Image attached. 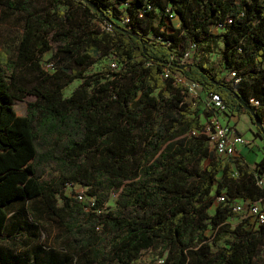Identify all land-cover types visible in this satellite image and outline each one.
<instances>
[{
  "label": "trees",
  "instance_id": "16d2710c",
  "mask_svg": "<svg viewBox=\"0 0 264 264\" xmlns=\"http://www.w3.org/2000/svg\"><path fill=\"white\" fill-rule=\"evenodd\" d=\"M0 6L23 15L15 48H0V241L10 246L31 228L25 245L44 214L58 217L70 240L66 248L36 245L29 261L12 247L0 249V264L6 254L11 264H136L150 248L159 251L155 264H264V223L214 203L224 193L264 205V186L254 178L255 171L264 175V154L253 167L241 155H213L200 119L215 92L229 116L246 114L255 124L238 96L257 114L264 140V0H0ZM155 8L162 13L156 25ZM170 16L178 27L167 26ZM217 37L223 45L214 65L197 61L195 52L183 57L191 44L216 46ZM54 43L60 45L47 71L40 59ZM104 56L118 61V70L108 63L96 77L85 76ZM225 71L233 76L225 79ZM176 73L200 85L195 104ZM75 79L82 82L64 97ZM28 95L34 99L26 113L16 114L14 100ZM67 183L88 188L93 205L65 193ZM111 196L116 209L106 205ZM235 217L241 219L232 224Z\"/></svg>",
  "mask_w": 264,
  "mask_h": 264
},
{
  "label": "rangeland",
  "instance_id": "374dc122",
  "mask_svg": "<svg viewBox=\"0 0 264 264\" xmlns=\"http://www.w3.org/2000/svg\"><path fill=\"white\" fill-rule=\"evenodd\" d=\"M124 9V6H121L120 9ZM122 16H125L123 13ZM162 17V13L158 10V8L154 9L153 13V23L156 25L160 22ZM116 23H121L120 20L114 19ZM165 21L167 23V26H173V27H178L179 26V19L176 16H170L169 18H165ZM23 25V15L21 13H14L8 10H4L3 7L0 6V48H15L20 33ZM213 33L215 35H218L219 30L214 28L212 29ZM217 45L216 46H209L208 48L204 46L203 44H198L195 46L193 49H191V54L195 52L197 54L196 60L202 63H207L209 65H214L217 60L219 59L220 56V50L222 48V41L221 37H217ZM60 43H54L52 44V48L45 52L41 56V65L42 67L48 71L47 67L50 63H53L56 59L54 58V53ZM112 60L111 56H104L99 59H97L94 63L90 64L88 67L85 69V76L88 77H96L97 75L103 73L105 67L110 63ZM262 67L264 68V63L262 64ZM223 76L225 79H230L233 76L232 72L225 71L223 73ZM82 82V79H75L71 83H69L63 90V96L68 97L73 89L78 86ZM34 98L30 95L26 96L23 100H14V110L16 114L18 115H24L26 113V107H27V102L33 100ZM205 114L202 115L200 114V119L201 121L205 120ZM222 121H224L223 115L220 117ZM232 124H234V120L231 121ZM237 128L244 133L246 136H252L250 133V128L251 124L246 122L242 117H239L238 122H237ZM255 132L254 136L257 138L259 130L257 126L254 124L253 125ZM264 142V140H263ZM260 148L256 149L254 152H247V157L250 159L253 158L254 154H257V157H259L262 152H263V147H262V142L260 144V141L257 142ZM264 145V144H263ZM245 146H249V149L252 150L253 147V141L248 140L247 144ZM207 162V159H203L201 162V165L204 166ZM246 162V161H245ZM249 164V163H248ZM255 163L249 164V166L253 167L255 166ZM264 178V175H262ZM88 188H85V186H82L81 184L77 185L73 192H85L87 191ZM65 193L72 194V192L69 190V188H66ZM261 203V202H260ZM63 204L61 199L57 200V205L61 206ZM18 205V204H17ZM109 209H116V203H115V198L114 196H111L106 203ZM210 212L214 211V205H212L209 209ZM26 219H30L28 215H25ZM242 216V215H241ZM241 217H235L229 219V221L232 224H236L239 222ZM40 222V230H36V237L33 238V240L27 241V243L24 245L25 237H27V232L31 228H28L27 231H21L20 235H17V239L14 244L8 245V242H2L0 241V249L1 252L4 254L7 251V247H12L13 251H16L15 255H19L22 257H26L27 261L30 260V251L32 248H34L36 245L42 243L45 247L51 246V247H56V248H66L69 239L66 238L65 235V228L60 225V219L58 217H50L47 214H44L42 218L39 220ZM21 225H24V223H21ZM41 232V233H40ZM19 234V233H18ZM14 255V254H13ZM7 259L5 260V264H11L13 263L9 256L6 254ZM161 258L159 257V251L158 249H147L144 250L140 256L139 261L136 264H155L159 262Z\"/></svg>",
  "mask_w": 264,
  "mask_h": 264
},
{
  "label": "built area",
  "instance_id": "2783aa9c",
  "mask_svg": "<svg viewBox=\"0 0 264 264\" xmlns=\"http://www.w3.org/2000/svg\"><path fill=\"white\" fill-rule=\"evenodd\" d=\"M103 29H110V26L106 22L100 23ZM214 28H221V24L215 25ZM195 47L194 44L190 45V49L186 52H183V57H191V49ZM113 70H118L119 62L112 59L109 63ZM50 70H53L52 63L47 67ZM168 70H165L162 73L163 77H167ZM239 79H236L238 81ZM175 81L182 83L186 88L187 98L189 100H194L193 104L196 103V100L200 97V85L194 81L186 80L181 74H175ZM251 103L254 105L258 104L257 100L251 99ZM204 107L206 108L208 115L204 121V130L209 136V144L212 150L213 155L218 157H233L237 158L239 153V148L245 146L247 140L245 137L237 132L235 125L230 124L229 122L222 121L220 117L222 114H227V107L223 103L219 94L215 92H210L206 98ZM193 133H195L193 131ZM236 175L237 172L235 171ZM254 178L256 184L260 187L264 186V180L258 172H254ZM77 185L73 186L71 183H67L69 190H74ZM76 197L83 202H90V205L94 203V197L88 196L85 192L75 193ZM225 202L229 204L232 211L241 214L243 217H248L252 220L255 225H261L264 223V205L260 202H251V201H233L228 200L224 193L217 194L215 196L214 203ZM89 209V208H87Z\"/></svg>",
  "mask_w": 264,
  "mask_h": 264
},
{
  "label": "crops",
  "instance_id": "0c3cea01",
  "mask_svg": "<svg viewBox=\"0 0 264 264\" xmlns=\"http://www.w3.org/2000/svg\"><path fill=\"white\" fill-rule=\"evenodd\" d=\"M223 115V117H224V121L225 122H229L230 124H232L231 123V121L232 120H234V124H232V125H235V127H236V129H237V132L239 133V134H241V135H243L244 137H245V139L248 141V140H250V141H253V147H252V150H250L249 149V146H242V147H240L239 148V153H240V155L245 159V161L247 162V163H249V164H251L252 162L253 163H255V162H257L262 156H263V154H264V142H263V140L260 138V137H255L254 136V132H255V129H254V127H253V123L251 122V120H250V118H249V116L248 115H246V114H239V115H233V116H229V115H225V114H222ZM239 117H242L246 122H248L249 124H251V126H249V128H250V133H251V137L250 136H246L244 133H242L238 128H237V122H238V119H239ZM258 141H260V144H261V142H262V147H263V152H262V154L259 156V157H257V154H254V156H253V158H249V157H247V152H254L256 149H258V148H260V146L258 145Z\"/></svg>",
  "mask_w": 264,
  "mask_h": 264
},
{
  "label": "water",
  "instance_id": "95a60500",
  "mask_svg": "<svg viewBox=\"0 0 264 264\" xmlns=\"http://www.w3.org/2000/svg\"><path fill=\"white\" fill-rule=\"evenodd\" d=\"M237 100L238 102L242 105V107H244L248 113L251 115V118L253 120V122L255 123V125L259 128L260 131H262L263 129V126L262 124L259 122L258 118H257V114L255 113V111L250 107L248 106L247 104H245L241 99L240 97L237 96Z\"/></svg>",
  "mask_w": 264,
  "mask_h": 264
}]
</instances>
